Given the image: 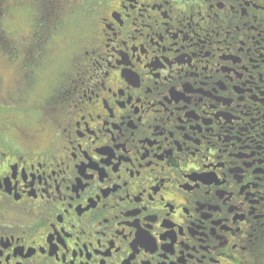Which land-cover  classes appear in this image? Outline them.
I'll list each match as a JSON object with an SVG mask.
<instances>
[{
  "label": "flooded vegetation",
  "instance_id": "obj_1",
  "mask_svg": "<svg viewBox=\"0 0 264 264\" xmlns=\"http://www.w3.org/2000/svg\"><path fill=\"white\" fill-rule=\"evenodd\" d=\"M0 10L23 97L0 127V264H264V0ZM74 20L76 76L31 104L33 58Z\"/></svg>",
  "mask_w": 264,
  "mask_h": 264
},
{
  "label": "rangeland",
  "instance_id": "obj_2",
  "mask_svg": "<svg viewBox=\"0 0 264 264\" xmlns=\"http://www.w3.org/2000/svg\"><path fill=\"white\" fill-rule=\"evenodd\" d=\"M25 20L26 17L24 16L22 19L21 16L19 28L9 35V40L18 42L21 40L19 34H22V37L24 35L26 36L27 24ZM15 21L16 17L13 22ZM73 22L74 23H72V26H70L67 31L53 35L54 40L50 37L48 39L49 41L51 40L50 43H47L46 47L38 49V55H35L33 58L35 59L33 61L35 67L38 65L37 67H39V70H35V77H31L28 80L32 90L30 93L33 92L32 99L34 102L31 104L40 103L41 105L52 107L56 99L55 96H57L56 89L58 88L59 82L63 84L67 74H70L73 78L76 76L78 72L77 56L79 53L78 51L76 52L77 48L74 46V43H76V40L78 41L80 37L78 34L81 32L80 35H82L83 30L78 21L74 20ZM10 23V26H15L14 23ZM4 24L7 25L8 23L4 19L3 14L0 13V27ZM2 40L3 39L0 38V43L3 42ZM0 46L2 45L0 44ZM9 47L10 48H8L6 52V57L0 59V127L6 119L16 120V117H14L16 112L20 107H23V97L22 94H19V82L21 78L18 79V76L17 79L15 78L17 68L13 67L14 64L20 62V58L15 55L17 46L11 43ZM40 68L42 69L40 70ZM32 99L29 101H32Z\"/></svg>",
  "mask_w": 264,
  "mask_h": 264
}]
</instances>
